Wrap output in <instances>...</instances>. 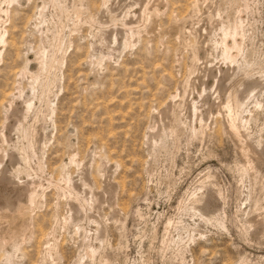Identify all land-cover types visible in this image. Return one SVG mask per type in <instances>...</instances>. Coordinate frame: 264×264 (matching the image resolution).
<instances>
[{
	"label": "rangeland",
	"instance_id": "1",
	"mask_svg": "<svg viewBox=\"0 0 264 264\" xmlns=\"http://www.w3.org/2000/svg\"><path fill=\"white\" fill-rule=\"evenodd\" d=\"M154 1L2 14L0 190L38 185L0 206V264H264V0Z\"/></svg>",
	"mask_w": 264,
	"mask_h": 264
},
{
	"label": "bare ground",
	"instance_id": "2",
	"mask_svg": "<svg viewBox=\"0 0 264 264\" xmlns=\"http://www.w3.org/2000/svg\"><path fill=\"white\" fill-rule=\"evenodd\" d=\"M20 0H5V2L7 3V4H5V6L7 5V9H2V6H0V19H1V17H2V14H6L7 16H8V14H9V12H10V7H11V5L13 4V3H15V2H19ZM141 1V0H140ZM154 1V0H153ZM162 0H155L154 1V3H153V5H156L157 3H160ZM165 3V2H164ZM4 4V3H3ZM105 4V3H104ZM150 4H152V3H149V1H147V3H145V4H142V5H144V7H142L143 9L145 8H149L150 7ZM166 4V3H165ZM152 5V6H153ZM46 6V5H45ZM158 6H159V4H158ZM12 8V7H11ZM45 10V9H44ZM144 11V10H143ZM143 11H141V9H140V14H143ZM42 13H43V11L42 12H40V14L42 15ZM136 16V15H135ZM134 16V17H135ZM143 16V15H142ZM9 17V16H8ZM7 17V18H8ZM137 17V16H136ZM140 17H141V15H140ZM10 18V17H9ZM4 19H6V18H4ZM13 19V18H12ZM44 19V18H43ZM8 22V21H7ZM6 22V23H7ZM42 23V22H41ZM133 23V22H132ZM135 23V22H134ZM126 24V23H125ZM5 25V22H1L0 21V26L4 29V30H2L3 31V33H1L0 34V44L3 46V45H7V38H6V34H8L7 32H8V30H7V26H4ZM134 27V26H133ZM42 28V27H41ZM232 29V28H231ZM130 30H132V28L130 29ZM228 31V30H227ZM137 32V31H136ZM235 32V31H234ZM233 32V34H231L230 35V33H228V32H225L224 33V37H223V40H222V51H221V54L223 55V57L228 61L229 60V62L230 61H234V59H233V52L231 53L230 51H232L234 48H237V47H239L238 46V43H237V41H236V39H235V33ZM132 34V33H131ZM135 34V33H134ZM124 36V35H123ZM228 36H231V38H232V40H233V44H232V46H230L229 45V43H228V41H227V37ZM115 37V36H114ZM44 39V38H43ZM229 39V38H228ZM124 40V39H123ZM115 42V41H114ZM199 42H200V40H199ZM197 47V46H196ZM202 48V47H201ZM198 49H199V47H198ZM197 48H196V50H198ZM200 50V49H199ZM27 52V51H26ZM36 53H38V52H36ZM40 55V54H39ZM209 55V54H208ZM40 57V56H39ZM0 60H1V51H0ZM42 61V60H41ZM44 61V60H43ZM27 62H28V60H27ZM39 65V64H38ZM26 66V65H25ZM199 66V65H198ZM44 67V66H43ZM209 69V68H208ZM30 71V70H29ZM33 71V70H32ZM24 72V71H23ZM20 73V72H19ZM39 73V72H38ZM25 75V74H24ZM201 75V74H200ZM19 76V75H18ZM24 79V78H23ZM36 80V79H35ZM192 80V79H191ZM36 83H38L37 81H35ZM23 83V82H22ZM35 84V83H34ZM190 85L191 84H189V81H187V82H182V93L181 94H177V96H181V97H185L186 96V94L188 93V91H189V87H190ZM33 86V85H32ZM34 88V87H33ZM17 89V88H16ZM194 90V89H193ZM18 92H19V89L17 90ZM13 93V92H12ZM191 93V92H190ZM200 95V94H199ZM201 95H202V92H201ZM8 96H10V95H8ZM32 96V95H31ZM176 96V95H175ZM176 96V97H177ZM237 96H238V94H237ZM244 96V95H243ZM18 97V96H17ZM173 98H175V97H173ZM239 98H240V96H239ZM238 98V99H239ZM28 99V98H27ZM241 99V98H240ZM239 99V100H240ZM19 100H21L20 98H19ZM25 100V99H24ZM174 100V99H173ZM184 100V99H183ZM182 100V101H183ZM242 100V99H241ZM11 102V101H10ZM191 106L190 107H192L191 109H192V112H193V117L194 118H199L200 120V122H204L205 121V116L202 114V111H199V109H198V107L199 106H197V102L196 101H194L192 98H191ZM15 103H17V102H15ZM14 103V104H15ZM22 103V102H21ZM27 103V102H26ZM172 103V102H171ZM240 103V102H239ZM241 103H242V101H241ZM176 104V103H175ZM174 104V105H175ZM8 105H9V103H8ZM30 105H31V102H30V104H27V108H29L30 107ZM172 105V104H171ZM244 105V104H243ZM173 106V105H172ZM9 107H10V105H9ZM8 107V108H9ZM13 107V106H12ZM175 107V106H174ZM174 107H171L170 109L171 110H169V109H163V110H160V111H158V112H156V114H154L153 115V119H154V121H153V124H152V126H151V129L150 130H152L151 131V137L152 138H154L155 136L157 137V135H159L160 136V134H161V132H162V130H163V128H165V127H168V128H171L172 126H173V124H174V121H175V115H174V110H175V108ZM26 108V107H25ZM25 108H24V110H25ZM31 108V107H30ZM17 109V108H16ZM177 109V108H176ZM12 110H14V109H12ZM23 110V109H22ZM22 110L20 111L21 113H22ZM180 110V109H179ZM24 112V111H23ZM21 113H19V114H21ZM25 113V112H24ZM207 113H209V111L207 112ZM12 114V113H11ZM18 114V115H19ZM27 114V113H26ZM25 114V115H26ZM167 116L168 118H169V120H168V122L167 123H165V124H163L161 127H157L156 125L158 124V122L156 123V120H155V118L157 119H159L160 121H162L163 119V116ZM16 116V115H15ZM20 116V115H19ZM164 116V117H165ZM18 117V116H17ZM167 117H165V118H167ZM20 118V117H19ZM22 118V117H21ZM21 118H20V120H21ZM164 118V119H165ZM209 119V118H208ZM17 120V119H16ZM19 121V120H18ZM159 121V122H160ZM4 124V123H3ZM161 124V123H160ZM159 124V125H160ZM231 125V124H230ZM175 126V125H174ZM158 128V130L156 131L155 130V128ZM229 129L228 130H230V132H231V135L233 134V136H235V137H238L239 136V133H240V130H239V127L237 126V125H231V126H229L228 127ZM6 129V128H5ZM156 132H155V131ZM3 133V132H2ZM163 133V132H162ZM3 136V135H2ZM2 136H1V138H2ZM4 137V136H3ZM5 139V138H4ZM237 140V139H236ZM240 141H241V136H240V139H239ZM246 144V143H245ZM241 145H242V143H241ZM242 146H240V148H241ZM248 148V147H247ZM242 149H243V157H245L246 159V163L248 164V165H250V169H253V168H255L254 167V164H253V161H252V159H251V157H250V154H249V149H246V148H244V146L242 147ZM241 150V149H240ZM75 158V157H74ZM75 160V159H74ZM76 163V162H75ZM1 164V163H0ZM256 169V168H255ZM254 171H256V170H254ZM254 174V173H253ZM18 175V174H17ZM16 175V176H17ZM257 175H258V173H257ZM256 176V175H255ZM254 176V177H255ZM69 178V177H68ZM3 183L4 181L3 180H0V183ZM1 183V184H2ZM7 184H9V185H5V188H7L9 191H10V193H7V196H6V193H3V191L4 190H0V206H4V207H6L7 209H14L17 205H18V203H20L19 201L21 200L20 199V195H22V196H27V197H29L30 198V200H32L33 201V199H35L34 198V196L36 195L35 193L37 192V183L36 182H34V180L33 181H25V182H16V181H11L10 180V182L9 183H7ZM2 186H4L3 184H2ZM1 187V186H0ZM5 192V191H4ZM11 194H15V195H17L19 198H16V199H14V200H12V199H10V196H11ZM97 196V195H96ZM14 197V196H13ZM97 198V197H96ZM26 199V198H25ZM95 199V198H94ZM98 200V199H97ZM101 201V200H100ZM99 202V201H98ZM31 203V202H30ZM33 203V202H32ZM96 203H97V201H96ZM96 203H94V205L96 204ZM100 205V204H99ZM78 210V209H77ZM79 212V211H78ZM77 212V213H78ZM79 218V217H78ZM67 221V220H66ZM5 237H4V235H0V247L1 246H3L4 244H5ZM7 248V247H6ZM49 253V252H48ZM7 258V257H6Z\"/></svg>",
	"mask_w": 264,
	"mask_h": 264
}]
</instances>
